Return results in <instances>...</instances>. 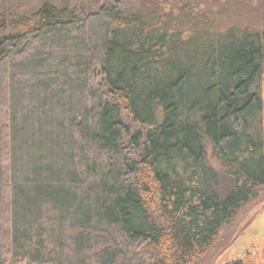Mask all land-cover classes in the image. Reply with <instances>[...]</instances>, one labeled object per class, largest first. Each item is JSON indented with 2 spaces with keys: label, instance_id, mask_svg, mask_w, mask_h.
Listing matches in <instances>:
<instances>
[{
  "label": "trees",
  "instance_id": "1",
  "mask_svg": "<svg viewBox=\"0 0 264 264\" xmlns=\"http://www.w3.org/2000/svg\"><path fill=\"white\" fill-rule=\"evenodd\" d=\"M138 2H0V264H205L263 193L264 30Z\"/></svg>",
  "mask_w": 264,
  "mask_h": 264
},
{
  "label": "rangeland",
  "instance_id": "2",
  "mask_svg": "<svg viewBox=\"0 0 264 264\" xmlns=\"http://www.w3.org/2000/svg\"><path fill=\"white\" fill-rule=\"evenodd\" d=\"M95 0H0L6 16L26 14L38 9L45 2L58 6H72L90 4ZM115 1V0H103ZM128 8H134L138 0H119ZM201 12L219 11L227 23L238 24L264 30V0H197ZM187 0H145L147 6L160 3L166 7L185 4ZM142 3V2H141ZM4 35V33H1ZM215 164L214 159L212 160ZM249 211L243 215L238 232L233 236L228 247L209 254L205 264H225L237 256L244 255L251 243L264 245V191L257 201L252 204ZM263 241V242H262ZM262 243V244H261Z\"/></svg>",
  "mask_w": 264,
  "mask_h": 264
},
{
  "label": "flooded vegetation",
  "instance_id": "3",
  "mask_svg": "<svg viewBox=\"0 0 264 264\" xmlns=\"http://www.w3.org/2000/svg\"><path fill=\"white\" fill-rule=\"evenodd\" d=\"M225 264H264V245L261 247L257 243H251V246L246 248L244 255L232 258Z\"/></svg>",
  "mask_w": 264,
  "mask_h": 264
}]
</instances>
